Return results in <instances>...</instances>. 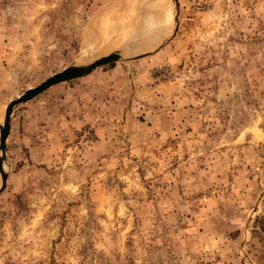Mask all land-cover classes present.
Listing matches in <instances>:
<instances>
[{"label": "rangeland", "instance_id": "obj_1", "mask_svg": "<svg viewBox=\"0 0 264 264\" xmlns=\"http://www.w3.org/2000/svg\"><path fill=\"white\" fill-rule=\"evenodd\" d=\"M154 2L159 42L13 109L0 264H264V0H0V127ZM121 10L119 45L84 57Z\"/></svg>", "mask_w": 264, "mask_h": 264}, {"label": "bare ground", "instance_id": "obj_2", "mask_svg": "<svg viewBox=\"0 0 264 264\" xmlns=\"http://www.w3.org/2000/svg\"><path fill=\"white\" fill-rule=\"evenodd\" d=\"M150 2H153V1H150ZM164 6H162L163 10H164ZM150 7H151V17H150L151 21L150 23L147 22L148 24L146 26L147 28L145 29V32L142 34V36L140 37L138 36L139 39L134 38L133 36H130L126 38L124 41H122L123 44L116 47L117 45H119L121 39L126 34L125 32L129 28L130 15H131V14H128L126 11L121 10L120 12H115L113 14H109V16H105L100 21L94 23L93 27L91 26L92 29H91V32H89V40H90L89 42L90 43H89V46L88 45L85 46V48L83 49L82 55L84 57L89 55L90 54L89 50L95 53L96 51L99 52L104 49L114 48V47H116L114 50L111 49V51H107V52L105 51V52L109 54L123 47H132V49H134L133 53L134 52L137 53V52H141L144 48L152 46L157 41L159 42V40L161 39V36L163 35L166 29V26L169 24V19H170L169 14L168 13L164 14L160 3L154 2L151 4ZM167 11H169L168 7H167ZM149 14L150 12L147 15L149 16ZM131 23H134V22L131 21Z\"/></svg>", "mask_w": 264, "mask_h": 264}, {"label": "water", "instance_id": "obj_3", "mask_svg": "<svg viewBox=\"0 0 264 264\" xmlns=\"http://www.w3.org/2000/svg\"><path fill=\"white\" fill-rule=\"evenodd\" d=\"M173 2L175 3L178 9V12H179L180 7H179L178 0H173ZM177 24L178 23H176V28H174V33L177 31ZM169 39L170 38H168V40ZM163 45H161L160 48ZM124 55H125L124 51H115L113 53L103 55L93 61L75 62L69 65L68 67L64 68L62 71L53 74L52 76H50L48 79H46L44 82H42L38 86L28 89L21 96H19L15 100L8 103L6 110H5L4 123L0 127L1 129L0 130V150L2 152V155L0 156V172L2 174V184L0 186V192L4 190L6 186V181H7V174L4 172L3 161L6 155V141H7L9 132H10L11 116H12L13 109L27 102L33 97L37 96L38 94H40L41 92L48 89L50 86L54 84L87 74L90 71L97 68L98 66L122 59Z\"/></svg>", "mask_w": 264, "mask_h": 264}]
</instances>
